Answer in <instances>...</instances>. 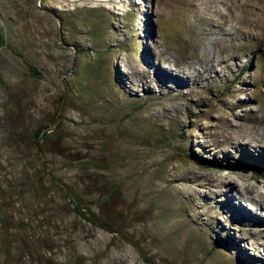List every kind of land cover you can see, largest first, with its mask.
Listing matches in <instances>:
<instances>
[{
  "label": "rangeland",
  "instance_id": "obj_1",
  "mask_svg": "<svg viewBox=\"0 0 264 264\" xmlns=\"http://www.w3.org/2000/svg\"><path fill=\"white\" fill-rule=\"evenodd\" d=\"M242 1L0 0V264H264V229L215 196L233 178L254 213L264 192V144L245 143L262 131L251 113L264 118V0L252 17ZM213 9L240 27L222 45L202 34ZM147 29L154 65L199 57L218 73L148 89ZM53 179L119 234L78 215Z\"/></svg>",
  "mask_w": 264,
  "mask_h": 264
},
{
  "label": "bare ground",
  "instance_id": "obj_2",
  "mask_svg": "<svg viewBox=\"0 0 264 264\" xmlns=\"http://www.w3.org/2000/svg\"><path fill=\"white\" fill-rule=\"evenodd\" d=\"M253 0H243L239 3V5L243 8L242 9V17L251 15L253 16ZM209 4V3H208ZM213 5V4H212ZM208 6V5H207ZM146 12H144L143 17L145 16V19L148 20V16L150 12H148L147 8L145 7ZM206 18L209 21V24L211 26V29L208 30V32H203L202 34H220L221 38L219 41L215 42V44L222 45V43L225 41V39L231 37V35H235L236 32H238V29L240 28L237 24H232L227 16L225 14H218L212 10H207L206 12ZM229 14V13H228ZM204 15V13H203ZM202 19V18H201ZM232 19V18H231ZM235 20V19H234ZM241 20V19H240ZM236 23H239L237 20ZM144 25V24H143ZM240 25V23H239ZM226 27V28H225ZM145 28V27H144ZM222 29L224 31H222ZM246 29H249L246 28ZM152 30L143 32L142 36V47L143 51L145 52V58H144V68L142 70H137L138 73V79L141 81L143 85L148 87L150 89L152 84H155L156 86H160L161 84L166 85L167 88L170 90L172 87L176 86L177 88H189V82L193 81L196 82L199 85H202L204 82H207L209 80L207 73H218V70L212 63H205V61L202 58L195 57L193 62L187 63L183 70H174L173 72H168L153 63L154 57H163L162 53L160 52H154L152 49H150L148 41L152 37ZM241 32V31H240ZM225 38V39H224ZM154 47L157 50H160V45L158 42L154 43ZM223 48H221L222 50ZM143 52V53H144ZM144 55V54H143ZM194 63H197L199 65L206 64V68L204 71L199 72L197 68L193 65ZM220 63H224V61H221ZM230 70V69H229ZM231 72V71H230ZM136 74V73H135ZM220 78H222V75L217 74ZM121 80H123L126 84L130 86V82L128 78L122 77ZM133 86V85H132ZM165 89V87H163ZM175 88V87H174ZM152 90V89H151ZM168 91V90H167ZM250 125L258 126L262 129L260 134L252 135L248 134L246 136V144L249 145V147L252 146H258V148L264 144V118L260 116L259 118L256 117V113H251V117L249 119ZM240 125H235L234 128H238ZM246 180V179H244ZM263 184V182H261ZM222 188L221 192H216L215 196H219L218 198H223V204L225 205V213L226 215L230 214V212H233L234 215L232 216L233 222H238V218H241L245 221L246 225L250 226H259L262 230L264 229V192L258 193L257 197H249L250 201H253L255 205V212L251 213L250 209L246 208V205L244 207V199L243 195H238L236 192V186H235V180L226 178V181H222L220 184ZM201 203V202H200ZM229 216V217H230ZM228 217V218H229ZM232 220V219H231ZM238 220V221H237ZM242 222V221H241ZM229 226V225H228ZM231 227V226H230ZM257 234V235H256ZM255 234V240H257V243H261L264 239V235H259L258 233ZM234 239V238H233ZM232 239V240H233ZM235 241V240H234ZM235 243V242H234ZM239 245V244H238ZM232 246V245H231ZM235 246V245H234ZM238 247V246H237ZM239 250V249H238ZM244 252V251H243Z\"/></svg>",
  "mask_w": 264,
  "mask_h": 264
},
{
  "label": "trees",
  "instance_id": "obj_3",
  "mask_svg": "<svg viewBox=\"0 0 264 264\" xmlns=\"http://www.w3.org/2000/svg\"><path fill=\"white\" fill-rule=\"evenodd\" d=\"M5 45L4 41L2 40V38L0 37V47H3ZM29 70L34 73L37 74L36 70L32 67H29ZM56 127L57 125H54L53 128H50L48 130V133H44L41 130H37L35 133V139H36V143H39L40 141H42V139L44 138V135L46 137L51 136V134L56 131ZM188 158H191V160L193 162H198L195 156H190L189 154H185ZM202 163H206V161L202 160ZM253 170H255V168H253ZM54 184L60 188L63 192H65L66 197L71 201V203L74 206L75 212L80 215L81 217H83L88 223H90L92 226L101 229L103 231L109 232L110 234H119V232L115 231L112 226L103 218H101L100 216H97L95 213L91 212L88 209H84L83 208V204L79 198V196L77 195V193L75 191H73L72 189L68 188L67 186H65L64 184H62L59 180L57 179H53ZM227 238L224 239L223 241H221V243L224 246H227ZM146 263H148L145 260Z\"/></svg>",
  "mask_w": 264,
  "mask_h": 264
}]
</instances>
